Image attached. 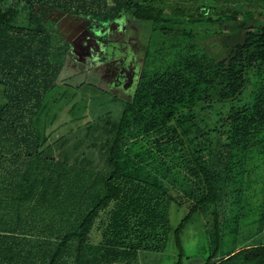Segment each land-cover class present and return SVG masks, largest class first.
I'll use <instances>...</instances> for the list:
<instances>
[{
  "label": "trees",
  "instance_id": "1",
  "mask_svg": "<svg viewBox=\"0 0 264 264\" xmlns=\"http://www.w3.org/2000/svg\"><path fill=\"white\" fill-rule=\"evenodd\" d=\"M25 1L31 21L26 27L17 24L18 4L0 5L5 99L0 103V264L22 260L20 235L48 230L39 216L56 218L72 210L84 211L81 221L58 238L49 264L70 242H75L76 256L90 243L93 257L107 259L98 264H138L139 250L165 249L172 203L188 209L174 229L180 256V232L199 212L208 219L205 264H264V238L220 254L230 227L235 235L241 225L257 223L251 240L264 230V19L244 12L237 20L220 21L205 16L208 11H200L198 20L175 16L176 11L163 17L152 0H113L111 6L95 0L90 6L83 0L50 1L51 9L101 22L127 10L149 23L151 33L175 38L166 46L155 38L147 44L120 116L103 127L111 125L107 170L96 172L55 158L50 146L45 149L47 137L39 122L47 95L60 87L56 81L68 44L57 35L46 9ZM213 27L230 28L239 39L226 44L224 52L211 53L197 38H209ZM163 55L167 60L161 62ZM107 210L109 219L94 243L96 222Z\"/></svg>",
  "mask_w": 264,
  "mask_h": 264
},
{
  "label": "rangeland",
  "instance_id": "2",
  "mask_svg": "<svg viewBox=\"0 0 264 264\" xmlns=\"http://www.w3.org/2000/svg\"><path fill=\"white\" fill-rule=\"evenodd\" d=\"M31 1L39 3L47 10V17L52 21V26L57 27V35L68 44L67 57L56 81L60 87L47 95L48 104L44 107L39 122L41 132L47 137L45 149L50 146L52 156L64 159L70 165H86L94 168L96 172L106 171L105 147L107 131L111 125L106 130L103 127L120 116L121 104L130 97L131 90L136 84L142 56L150 40L155 38L157 43L166 46L175 42V38L171 34L162 36L151 33L152 27L149 23L133 18L127 10H122L111 21L101 22L91 15L84 16L71 12L65 14L58 9L52 10L50 1L53 0ZM83 1L85 5L90 6L91 0ZM95 1L108 6L114 2L113 0ZM149 3L162 9L163 17H173L176 11L175 16L198 20L200 11H208L205 16L220 21L231 20L232 17L237 20L240 18V13L244 12H252L254 17L264 19L263 0H152ZM7 4H18L20 7L17 24L23 27L30 25L26 8L28 4L26 5L25 0L0 2L3 8H6ZM203 7L209 9H202ZM223 29L217 27L209 29L208 33L213 35L204 40L198 37V43L211 53L224 52L225 45L235 42L239 36L232 34L230 28ZM219 30H223L222 35H214ZM200 31H202L201 27ZM160 57L161 62L167 60L165 55ZM68 85L71 87H67ZM2 89L0 84V103L5 100ZM257 172L259 171H253L258 174ZM248 174L250 175L251 171H248ZM248 174L247 179L250 178ZM222 201L224 200L220 201L221 207H223ZM181 207H169L172 227L176 228L187 212ZM108 211L101 213L96 222V228L91 236L94 243L101 239L102 224L107 223L109 219ZM83 213L82 210H72L68 214H58L56 218L47 213L39 216V224L43 229L48 226V230L41 231L36 228V231L27 236L28 239L22 236L20 247L23 249V254L19 264H49L58 247V238L62 237L63 233L75 231ZM202 216L206 232L201 222L194 217H191L189 224H185L182 232L181 256L174 236H170L163 251L139 250L137 261L147 264H161V262L205 264L210 245L206 223L208 219L205 220L203 214ZM240 228L235 235L231 234V227L226 231L220 254L257 243L264 238L263 230L262 235L254 237L253 240L248 239L258 232L257 223L243 227L241 225ZM95 251L88 243L83 255L76 256L75 242H70L61 251L55 264H98L107 260L93 257Z\"/></svg>",
  "mask_w": 264,
  "mask_h": 264
},
{
  "label": "crops",
  "instance_id": "3",
  "mask_svg": "<svg viewBox=\"0 0 264 264\" xmlns=\"http://www.w3.org/2000/svg\"><path fill=\"white\" fill-rule=\"evenodd\" d=\"M52 10H54V9H52ZM175 206H179V205H177V204H175V203H172L171 205H170V208H172V207H175ZM181 208H183V207H181ZM185 208V207H184ZM186 210H187V212H188V209L187 208H185ZM187 212H186V214H187ZM186 214H185V216H186ZM184 216V217H185ZM191 217H194L195 219H197V220H199L200 222H201V224H202V227H203V230H204V232H206V227H205V222H204V218H203V216H202V214L201 213H199V212H196V213H194ZM191 218H190V220L186 223V225L187 224H189L190 222H191ZM185 227V226H184ZM170 228H171V230H170V233H169V236H168V240H169V238H170V236H174V229H175V227H172V225L170 224ZM184 229V228H183ZM183 229H182V231L180 232V238H181V242H182V232H183ZM21 238H22V235H20L19 237H18V239L19 240H21ZM28 239V238H27ZM138 264H147V263H142V262H139L138 261ZM157 264V263H156ZM161 264H176L175 262H173V263H163V262H161Z\"/></svg>",
  "mask_w": 264,
  "mask_h": 264
},
{
  "label": "flooded vegetation",
  "instance_id": "4",
  "mask_svg": "<svg viewBox=\"0 0 264 264\" xmlns=\"http://www.w3.org/2000/svg\"><path fill=\"white\" fill-rule=\"evenodd\" d=\"M66 14V13H65ZM69 14V13H68Z\"/></svg>",
  "mask_w": 264,
  "mask_h": 264
}]
</instances>
